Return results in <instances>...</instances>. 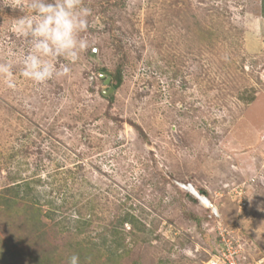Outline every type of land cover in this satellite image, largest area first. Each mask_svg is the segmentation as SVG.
Instances as JSON below:
<instances>
[{
  "label": "rangeland",
  "instance_id": "374dc122",
  "mask_svg": "<svg viewBox=\"0 0 264 264\" xmlns=\"http://www.w3.org/2000/svg\"><path fill=\"white\" fill-rule=\"evenodd\" d=\"M262 2L81 0L88 47L55 59L67 75L37 84L21 75L29 43L16 31L32 0H0V63L15 80L0 76V195L28 184L65 256L77 239L53 235L57 223L82 217L80 240L98 242L130 213L146 232L133 240L123 226L121 264H207L222 233L264 264ZM18 208H0V251L27 264L42 245Z\"/></svg>",
  "mask_w": 264,
  "mask_h": 264
},
{
  "label": "clouds",
  "instance_id": "9594fccd",
  "mask_svg": "<svg viewBox=\"0 0 264 264\" xmlns=\"http://www.w3.org/2000/svg\"><path fill=\"white\" fill-rule=\"evenodd\" d=\"M81 0H32L34 15L18 19L16 31L28 38L29 49L20 61L21 75L34 83H44L53 76L67 75V65L57 67L55 59L64 57L69 61L78 58L88 47L80 33L87 28L88 9L80 7ZM14 66L0 63V76L8 88L15 87ZM198 193V192H197ZM68 264H80L76 254L68 258Z\"/></svg>",
  "mask_w": 264,
  "mask_h": 264
},
{
  "label": "trees",
  "instance_id": "16d2710c",
  "mask_svg": "<svg viewBox=\"0 0 264 264\" xmlns=\"http://www.w3.org/2000/svg\"><path fill=\"white\" fill-rule=\"evenodd\" d=\"M261 15L264 18V2L261 3ZM187 31H189L188 28ZM113 79L116 81L114 86L116 89L119 78L114 77ZM20 188L19 184L5 188L0 195V208L10 213L20 201L22 203V208H18L17 212L19 210L23 211L27 223L31 225L32 230L38 237V244L42 245L40 252L31 256L27 264H68V258L73 254L80 257V264H121V261L130 252L129 248L125 246L123 226L125 224L131 225L129 233L134 238L133 240L146 232L145 223L130 213H125L118 221L113 222L114 224L108 231V235L101 237L98 242L86 240L87 238L80 240L79 236L83 234L84 228L88 224L82 217L75 221L74 225L67 226V228L64 224L57 223L53 228L55 230L53 235H62L65 230L69 231L70 228H73V233H75L73 236L77 239L76 242L72 243L70 241L68 243L71 252H68L65 256V252H61L57 247H52L46 239L49 229L46 227V222H44V214L42 215L39 208L34 207L36 203L31 198L25 197L31 191L28 184L25 185L24 191L21 192ZM21 193L24 196H20ZM43 245L49 247L44 249ZM7 252L8 250H5L4 253L0 251V264H11L10 259L5 258ZM16 256H19V254H10L11 258H16Z\"/></svg>",
  "mask_w": 264,
  "mask_h": 264
},
{
  "label": "built area",
  "instance_id": "2783aa9c",
  "mask_svg": "<svg viewBox=\"0 0 264 264\" xmlns=\"http://www.w3.org/2000/svg\"><path fill=\"white\" fill-rule=\"evenodd\" d=\"M217 217V214H212ZM220 234V233H219ZM224 243V248H220L207 264H247L245 262L246 252L243 246L232 247L228 241H224V233L220 234Z\"/></svg>",
  "mask_w": 264,
  "mask_h": 264
},
{
  "label": "bare ground",
  "instance_id": "6f19581e",
  "mask_svg": "<svg viewBox=\"0 0 264 264\" xmlns=\"http://www.w3.org/2000/svg\"><path fill=\"white\" fill-rule=\"evenodd\" d=\"M187 187H190V186H187ZM190 189V188H189ZM189 192H192V195L194 196V197H196V194H197V192L195 191V189L193 188V189H190V190H188ZM197 198V197H196ZM198 198H200V202L204 205V206H210V208L212 207V205H210V202L205 198V197H203V196H201L200 194H198ZM216 210V209H215ZM213 213H216L215 211H213Z\"/></svg>",
  "mask_w": 264,
  "mask_h": 264
},
{
  "label": "water",
  "instance_id": "95a60500",
  "mask_svg": "<svg viewBox=\"0 0 264 264\" xmlns=\"http://www.w3.org/2000/svg\"><path fill=\"white\" fill-rule=\"evenodd\" d=\"M104 76H100V78H103ZM108 84H109V78H106L105 79V81H104V84H103V86L104 87H108ZM103 93V95L104 96H107V95H109V94H111V93H113V89L112 88H109V90L108 91H105V92H102ZM189 186V185H188ZM183 188H185L184 186H182ZM196 195H198V193L196 194ZM203 196H204V194H202Z\"/></svg>",
  "mask_w": 264,
  "mask_h": 264
},
{
  "label": "crops",
  "instance_id": "0c3cea01",
  "mask_svg": "<svg viewBox=\"0 0 264 264\" xmlns=\"http://www.w3.org/2000/svg\"><path fill=\"white\" fill-rule=\"evenodd\" d=\"M215 253H217V252H215Z\"/></svg>",
  "mask_w": 264,
  "mask_h": 264
}]
</instances>
